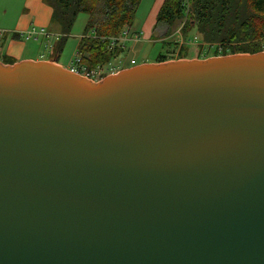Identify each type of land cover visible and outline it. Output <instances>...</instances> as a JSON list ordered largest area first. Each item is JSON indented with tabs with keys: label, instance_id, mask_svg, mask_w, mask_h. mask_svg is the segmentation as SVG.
Returning <instances> with one entry per match:
<instances>
[{
	"label": "water",
	"instance_id": "water-1",
	"mask_svg": "<svg viewBox=\"0 0 264 264\" xmlns=\"http://www.w3.org/2000/svg\"><path fill=\"white\" fill-rule=\"evenodd\" d=\"M0 264H264V50L0 61Z\"/></svg>",
	"mask_w": 264,
	"mask_h": 264
},
{
	"label": "trees",
	"instance_id": "trees-1",
	"mask_svg": "<svg viewBox=\"0 0 264 264\" xmlns=\"http://www.w3.org/2000/svg\"><path fill=\"white\" fill-rule=\"evenodd\" d=\"M42 2L51 10L49 31L57 34L53 47L56 56L62 52L77 17L87 16L74 66L92 71L107 67L120 54L118 42L133 26L141 0ZM177 22H183L179 32L182 43H168L177 48V60L186 58L187 45L197 37L195 34L203 46L214 47L212 57L255 54L264 50V0H164L155 24L172 26ZM171 59L159 54L152 63Z\"/></svg>",
	"mask_w": 264,
	"mask_h": 264
},
{
	"label": "crops",
	"instance_id": "crops-1",
	"mask_svg": "<svg viewBox=\"0 0 264 264\" xmlns=\"http://www.w3.org/2000/svg\"><path fill=\"white\" fill-rule=\"evenodd\" d=\"M163 1L148 0L147 3L146 0H141L136 15L138 16L140 9L146 2L144 9L147 14L143 18L145 23L143 22L142 28L139 31L134 30L132 28L133 26L127 31L140 34L143 40L149 38L150 30L153 24L156 23L155 18ZM50 17L51 10L42 0H0V61L5 64H10L25 60H42L54 62L66 69H72L76 57V48L82 34L78 36L79 38L74 47L75 50L67 59H63L61 53L58 56L54 55L53 47L57 34L49 31ZM32 28L37 30L43 29L46 31L47 37L40 36L37 40H24L21 35ZM46 42L48 45L47 49L44 47ZM45 55L48 57L46 58Z\"/></svg>",
	"mask_w": 264,
	"mask_h": 264
},
{
	"label": "rangeland",
	"instance_id": "rangeland-1",
	"mask_svg": "<svg viewBox=\"0 0 264 264\" xmlns=\"http://www.w3.org/2000/svg\"><path fill=\"white\" fill-rule=\"evenodd\" d=\"M146 1L148 3V0ZM145 6H146V2L143 4V7L140 9L138 16L136 15L135 17V21L132 27L134 30L139 31L142 28L144 22L143 18H145L146 17L145 15L147 14L146 10L144 9ZM87 19L88 18L85 14H80L77 17L73 25L70 37L68 38V42L64 46L61 52V54L63 55V59H67V57H69L70 54L74 52L76 41L79 38L78 36L83 34V29L86 25ZM182 23L177 22L172 26H167L165 24L156 25L154 23L152 29L150 30V37L147 39L145 38L144 40L141 38V35L138 33L125 31L126 33L124 32L122 34L120 41L118 42V47L121 48L122 53L120 52L119 55H116L112 59L110 65L107 66V68H114L115 70L116 69L123 70V69L131 68L130 65L131 60L135 61L136 63L135 66L146 63H152L155 57L158 56L159 54L165 55L168 59L172 58L169 61L177 60L176 59L177 55L175 52L177 48L174 49L173 48L174 44L170 46L168 45V43H176V42L180 43L181 38L179 32L181 30ZM195 35L197 37L187 45L188 52L186 54L187 56L185 60L206 59L212 57L211 55L213 54L214 47L203 46V44H201L200 42V37L197 34ZM190 36L191 37L193 36V32L190 34ZM47 46L48 45L46 42V44H44L45 49H47ZM45 57L47 58L48 56L45 55Z\"/></svg>",
	"mask_w": 264,
	"mask_h": 264
},
{
	"label": "built area",
	"instance_id": "built-area-1",
	"mask_svg": "<svg viewBox=\"0 0 264 264\" xmlns=\"http://www.w3.org/2000/svg\"><path fill=\"white\" fill-rule=\"evenodd\" d=\"M126 33V32H125ZM22 38H24V40L28 41V40H37L40 36H45L47 37V33L46 31H44L43 29L37 30L35 28L30 29L29 31L25 32L24 34L21 35ZM180 43H182V40L180 41ZM78 61V60H77ZM130 65L131 67L135 66L136 63L134 60L130 61ZM73 72H76L82 76H84L85 78L89 79L90 81L93 82H97L99 80H101L103 77L107 76V75H112L117 73L118 71H120V69H114V68H105V67H100L97 68L96 70H92V71H87L85 69H77L76 66H74L72 69H70Z\"/></svg>",
	"mask_w": 264,
	"mask_h": 264
}]
</instances>
